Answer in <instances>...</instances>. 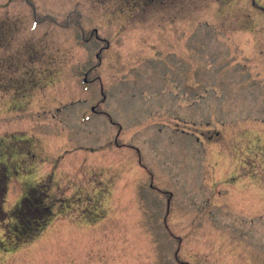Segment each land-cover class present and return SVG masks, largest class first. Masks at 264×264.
<instances>
[{"label": "rangeland", "instance_id": "1", "mask_svg": "<svg viewBox=\"0 0 264 264\" xmlns=\"http://www.w3.org/2000/svg\"><path fill=\"white\" fill-rule=\"evenodd\" d=\"M0 264H264V0H0Z\"/></svg>", "mask_w": 264, "mask_h": 264}]
</instances>
